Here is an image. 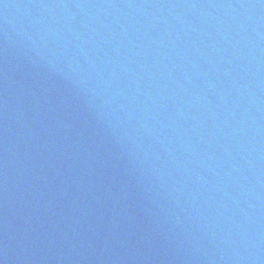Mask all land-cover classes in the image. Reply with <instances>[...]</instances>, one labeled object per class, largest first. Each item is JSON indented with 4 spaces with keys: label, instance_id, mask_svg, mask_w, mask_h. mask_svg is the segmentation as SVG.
Here are the masks:
<instances>
[{
    "label": "water",
    "instance_id": "water-1",
    "mask_svg": "<svg viewBox=\"0 0 264 264\" xmlns=\"http://www.w3.org/2000/svg\"><path fill=\"white\" fill-rule=\"evenodd\" d=\"M0 264H264V0H0Z\"/></svg>",
    "mask_w": 264,
    "mask_h": 264
}]
</instances>
